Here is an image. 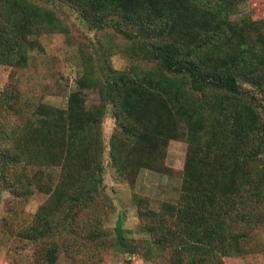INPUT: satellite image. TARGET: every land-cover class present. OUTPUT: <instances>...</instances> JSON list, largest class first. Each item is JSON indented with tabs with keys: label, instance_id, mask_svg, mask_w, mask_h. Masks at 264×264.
I'll list each match as a JSON object with an SVG mask.
<instances>
[{
	"label": "trees",
	"instance_id": "16d2710c",
	"mask_svg": "<svg viewBox=\"0 0 264 264\" xmlns=\"http://www.w3.org/2000/svg\"><path fill=\"white\" fill-rule=\"evenodd\" d=\"M65 1L90 27L112 23L117 33L135 41L131 58L153 65L134 64L119 72L102 63V81L88 75L83 81L101 89V106L87 111L78 91L64 110H38V132L11 122L14 97L3 96L0 185L6 190L28 195L26 172L38 161L69 150L80 157L76 150L87 143L93 153L82 173H63V181L70 177L67 187L53 195L60 207L37 211L31 226L18 232L23 239L44 240L39 264H55L58 248L72 236L83 234L105 247L97 213L107 214L110 202L102 175L107 106L114 108L116 120L109 156L131 185L135 178L128 173L160 166L170 141L187 143L177 202L143 214L150 239L142 248L150 258L170 251V264H222L224 257L254 252L248 241L264 227V105L256 99L261 95L264 101V21L230 23L226 0ZM51 19L32 0H0V63L24 60L19 36L9 35V22L26 30L37 24L39 32L53 30ZM116 244L130 255L139 249Z\"/></svg>",
	"mask_w": 264,
	"mask_h": 264
},
{
	"label": "rangeland",
	"instance_id": "374dc122",
	"mask_svg": "<svg viewBox=\"0 0 264 264\" xmlns=\"http://www.w3.org/2000/svg\"><path fill=\"white\" fill-rule=\"evenodd\" d=\"M215 1L210 0L212 4ZM32 2L39 5L43 13L50 15L54 27L52 31L43 29L36 32L37 24L26 30L22 25L9 22V35L19 36L17 46L21 41L20 54L24 60L19 57L11 64L0 63V111H5L1 106L3 96H13L9 106L15 109L11 122L16 126L31 127L32 131L38 132L36 119L41 117L38 110L43 111V107L64 110L69 96L78 91L82 106L87 111L99 108L103 100L101 89L83 81L88 76L102 81V63L119 72L129 70L134 64L141 69L153 65L142 58H131H135V41L126 40L117 33L112 23L102 29L90 27L65 0ZM224 8L230 23L243 25L248 20L264 21V0H226ZM256 97L257 102L264 105L261 95ZM104 113L101 123L105 147L103 193L110 202L104 208L107 214L97 213L101 223H97V228L104 233L102 240L105 247L88 240L83 234L76 239L73 236L66 238L57 250L55 264H168L170 251L164 252L161 257L150 258L143 250V242L150 239L143 231L149 225L143 214L147 210L158 211L163 203L177 202L187 143L183 139L172 140L163 150L160 166L144 165L137 172L133 171L134 174L127 172L135 178L131 185L128 176L117 172L109 156L110 138L116 131L114 108L107 106ZM86 145L88 143L76 150L83 154L80 157L70 155L69 150L66 155H59L60 158L57 154L51 160L43 159L29 167L26 172L28 195L19 196L0 185V264H39L43 259L44 240L23 239L18 232L31 226L37 211L46 212L60 207L58 198L53 197L54 191L67 187L70 177L66 176L63 181V173L77 175L83 172V167L93 155ZM100 199L103 198L98 199V205ZM119 234L124 236V240L119 239ZM253 234L248 242L254 252L224 257L222 264H264V227ZM118 241L125 246L138 245L139 249L130 255L117 246Z\"/></svg>",
	"mask_w": 264,
	"mask_h": 264
}]
</instances>
